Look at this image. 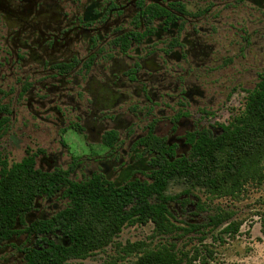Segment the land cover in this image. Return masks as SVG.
<instances>
[{
    "label": "flooded vegetation",
    "instance_id": "flooded-vegetation-1",
    "mask_svg": "<svg viewBox=\"0 0 264 264\" xmlns=\"http://www.w3.org/2000/svg\"><path fill=\"white\" fill-rule=\"evenodd\" d=\"M263 39L264 0H0V140L16 123L53 131L48 148L27 147L19 162L2 156L0 172L33 157L35 169L77 184L151 182L164 158L189 157L198 133L230 123L235 115L220 122L216 110L240 80H221ZM70 138L86 149L72 153ZM71 204L62 190L36 198L0 244V264L69 246L61 231L31 227Z\"/></svg>",
    "mask_w": 264,
    "mask_h": 264
},
{
    "label": "trees",
    "instance_id": "trees-1",
    "mask_svg": "<svg viewBox=\"0 0 264 264\" xmlns=\"http://www.w3.org/2000/svg\"><path fill=\"white\" fill-rule=\"evenodd\" d=\"M170 159H163L151 182H137L118 189L73 183L62 171L44 173L35 169L33 157L8 169L3 162L0 244L16 233V227L23 224V217L33 209L36 198L53 196L61 190L72 199L71 207L63 210L52 223L37 222L31 228L42 235L57 229L70 245L50 244L48 248L25 251L23 264H69V260H84L112 244L125 226L151 223L156 235L183 230L171 220L170 205L179 200L167 191L175 181L183 184L188 193L201 190L210 196L234 199L248 184L264 187V76L248 91L242 111L220 134L200 132L193 139L189 157L171 156ZM262 201L264 205V194ZM179 203L184 205L183 201ZM230 219V214L219 213L209 217V225L217 228ZM240 225L232 221L223 232L235 235ZM196 227L191 226L193 230ZM119 249L123 254H138L130 264H195L199 259L197 251L193 256L180 253L174 244L146 249L141 243H127Z\"/></svg>",
    "mask_w": 264,
    "mask_h": 264
},
{
    "label": "rangeland",
    "instance_id": "rangeland-1",
    "mask_svg": "<svg viewBox=\"0 0 264 264\" xmlns=\"http://www.w3.org/2000/svg\"><path fill=\"white\" fill-rule=\"evenodd\" d=\"M237 54V48H232L234 58ZM257 71L264 75V39L258 45L249 46L245 58L238 54L232 69L227 73L228 77L222 78V84H227L231 78L234 82L236 77L240 81L239 87L231 92L227 108H224L226 92L222 94L224 98L216 110L220 122L225 121L229 113L234 116L242 111L246 95L244 90L254 88ZM30 125L23 127L21 123H16L9 134L0 140V160L6 156L9 163L19 162L27 147H50L53 131ZM77 139L78 142L73 138L68 140L70 150L75 154L86 149L81 139ZM167 194L177 196L179 202H184V205L179 202L170 205L173 224L183 230L171 235H156L151 223L145 226H125L112 244L84 260H71L69 264H130L137 259L138 254L120 252L119 246L127 243H141L146 249L161 244H174L180 253H188L190 256L197 251L199 259L195 264H264L263 186L248 184L242 194L234 199L210 196L201 190L188 193L183 184L175 181L170 184ZM219 213L230 214L231 219L217 228L209 225V217ZM232 221L241 223L238 233H224V228ZM192 225H197L196 229L193 230Z\"/></svg>",
    "mask_w": 264,
    "mask_h": 264
}]
</instances>
